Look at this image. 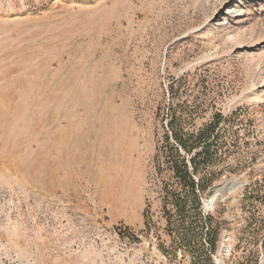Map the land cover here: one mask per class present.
<instances>
[{
  "label": "rangeland",
  "instance_id": "obj_1",
  "mask_svg": "<svg viewBox=\"0 0 264 264\" xmlns=\"http://www.w3.org/2000/svg\"><path fill=\"white\" fill-rule=\"evenodd\" d=\"M170 107L221 132L213 251L162 212ZM0 264H264V0H0Z\"/></svg>",
  "mask_w": 264,
  "mask_h": 264
},
{
  "label": "trees",
  "instance_id": "obj_2",
  "mask_svg": "<svg viewBox=\"0 0 264 264\" xmlns=\"http://www.w3.org/2000/svg\"><path fill=\"white\" fill-rule=\"evenodd\" d=\"M169 109L167 113L159 109L166 122L163 121L162 132L157 137L154 156L161 184L162 212L169 224L175 219L180 228L196 230L194 240L198 234H204L205 244L213 251L212 212L204 210L202 195L207 173L211 172L209 163L218 152L221 132L216 130V118L195 129L186 119L181 121L173 107Z\"/></svg>",
  "mask_w": 264,
  "mask_h": 264
},
{
  "label": "water",
  "instance_id": "obj_3",
  "mask_svg": "<svg viewBox=\"0 0 264 264\" xmlns=\"http://www.w3.org/2000/svg\"><path fill=\"white\" fill-rule=\"evenodd\" d=\"M242 184H243V182H235L232 179H226L223 185L214 187V189H213L214 195H213L212 199H209V197H208L207 199H205V201H203L205 208L210 209L214 205L215 200L219 196L226 197L227 193L230 190L236 189L237 187H239Z\"/></svg>",
  "mask_w": 264,
  "mask_h": 264
},
{
  "label": "bare ground",
  "instance_id": "obj_4",
  "mask_svg": "<svg viewBox=\"0 0 264 264\" xmlns=\"http://www.w3.org/2000/svg\"><path fill=\"white\" fill-rule=\"evenodd\" d=\"M213 195H214V194H212L211 197H210L209 199H212V198H213Z\"/></svg>",
  "mask_w": 264,
  "mask_h": 264
}]
</instances>
